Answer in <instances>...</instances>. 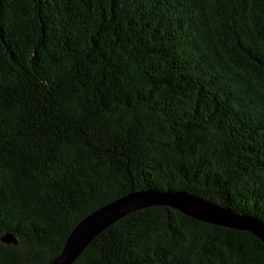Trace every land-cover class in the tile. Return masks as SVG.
<instances>
[{
	"label": "trees",
	"instance_id": "obj_1",
	"mask_svg": "<svg viewBox=\"0 0 264 264\" xmlns=\"http://www.w3.org/2000/svg\"><path fill=\"white\" fill-rule=\"evenodd\" d=\"M143 189L264 223V0H0V264ZM73 264H264V241L155 205Z\"/></svg>",
	"mask_w": 264,
	"mask_h": 264
},
{
	"label": "water",
	"instance_id": "obj_2",
	"mask_svg": "<svg viewBox=\"0 0 264 264\" xmlns=\"http://www.w3.org/2000/svg\"><path fill=\"white\" fill-rule=\"evenodd\" d=\"M166 205L214 224L252 231L264 241V223L186 190L132 191L84 217L71 231L62 252L48 264H73L90 242L121 217L143 207ZM12 236L3 239L11 241Z\"/></svg>",
	"mask_w": 264,
	"mask_h": 264
}]
</instances>
